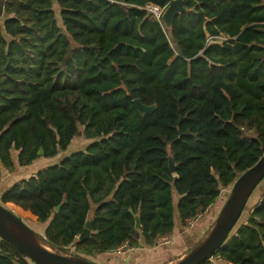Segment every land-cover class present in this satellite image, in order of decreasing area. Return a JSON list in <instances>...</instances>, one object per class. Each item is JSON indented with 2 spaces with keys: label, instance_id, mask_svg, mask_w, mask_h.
<instances>
[{
  "label": "trees",
  "instance_id": "trees-1",
  "mask_svg": "<svg viewBox=\"0 0 264 264\" xmlns=\"http://www.w3.org/2000/svg\"><path fill=\"white\" fill-rule=\"evenodd\" d=\"M172 1L4 0L0 182L92 141L0 195L22 220L47 223L59 254L153 247L177 217L186 228L224 192L225 204L264 156V0H184L169 30ZM136 99L156 111L141 115ZM216 257L264 264V198L203 264ZM0 264L35 263L0 239Z\"/></svg>",
  "mask_w": 264,
  "mask_h": 264
},
{
  "label": "water",
  "instance_id": "water-1",
  "mask_svg": "<svg viewBox=\"0 0 264 264\" xmlns=\"http://www.w3.org/2000/svg\"><path fill=\"white\" fill-rule=\"evenodd\" d=\"M4 0H0V19L4 13ZM187 12L184 0H173L163 13L162 20L167 29H172L175 20ZM207 38H210L207 33ZM134 106L141 115L156 111V106H145L140 99ZM43 156V150L39 153ZM169 169L175 174L174 158L168 157ZM264 180V156L233 184L230 195L223 205L211 229L189 252L171 264H203L214 259L216 253L228 240L240 220L246 206L259 184ZM61 206L56 208V212ZM136 228L140 229V216H136ZM92 221L89 220L79 236L80 242L90 238ZM0 239L14 247L16 252L35 264H96L82 257L65 256L57 252V246L44 235L34 231L26 221L0 203Z\"/></svg>",
  "mask_w": 264,
  "mask_h": 264
},
{
  "label": "crops",
  "instance_id": "crops-1",
  "mask_svg": "<svg viewBox=\"0 0 264 264\" xmlns=\"http://www.w3.org/2000/svg\"><path fill=\"white\" fill-rule=\"evenodd\" d=\"M40 160L41 159L37 160L34 164H36ZM38 169V166L35 168H18L13 174L6 173V175L0 182V195L6 192L13 184L33 176L34 173H37ZM224 193L216 201V204L219 202L218 207H216L217 211H214L211 216L210 214H208V212H211L215 205H213L205 214H202L198 223L190 229H186L185 227H183L177 217L176 227L173 234L170 235L169 244L159 247L141 245L139 248H135L134 251L127 253L126 260H128L130 264H171L172 262H175L176 260L182 258L187 252L190 251V249H192L193 245L197 244L201 239L205 237V235L213 226L224 205V199L226 198ZM261 200L262 199L258 200V205L260 204ZM254 209L255 206L250 209L249 216L252 214ZM246 218L247 219L244 220V223L249 220V217ZM124 257L125 256L120 258L123 259ZM215 260L218 264H230L224 260H217L216 258ZM97 263L102 264L101 262Z\"/></svg>",
  "mask_w": 264,
  "mask_h": 264
},
{
  "label": "rangeland",
  "instance_id": "rangeland-1",
  "mask_svg": "<svg viewBox=\"0 0 264 264\" xmlns=\"http://www.w3.org/2000/svg\"><path fill=\"white\" fill-rule=\"evenodd\" d=\"M3 19L4 18L2 16V18L0 19V25H1ZM91 143H92V141H88V140H86L84 138L76 139L73 142V144L69 147V149L67 151L62 152L56 158H42L40 161H38L36 164H34L33 167L35 168V167L38 166L39 167L38 170H40V169H46V168H49V167L54 166L56 164H59V162H61V160H63L65 157H68V156H70L71 154H73V153H75L77 151L85 150V148ZM227 195H230V192H228ZM263 198H264V180L259 184V186L253 192V194H252V196H251V198H250V200H249V202H248V204L246 206L245 211L243 212L240 220L238 221V223H237V225L235 227V230H237L241 225L244 224L243 221L247 219L246 217H250L251 216V215L249 216L250 209L253 206H255V208H256L258 206V200L259 199H263ZM175 201L177 202V198L176 197H175ZM218 203L214 204L215 207L213 208V210L211 212L210 211L208 212V214H210V216L214 213V211H217L216 207H218ZM27 224L34 231L38 232L39 234L44 235V231H45V229L47 227V223L46 224H33V223H30V222H27ZM194 246L195 245H193V247ZM74 252H75V249L74 248H70V255H65V256H72V254ZM62 255H64V254H62ZM98 255H103V256H98ZM126 255H127V253L125 255H122V256L121 255L117 256V255H114L113 253H109L108 255L95 254L93 256H88V257L86 256L84 258L89 260V261H91V262H94L96 264H99L97 262H101L102 264H130L128 262V260H126L127 259ZM123 256H125L123 259L120 258V257H123Z\"/></svg>",
  "mask_w": 264,
  "mask_h": 264
},
{
  "label": "built area",
  "instance_id": "built-area-1",
  "mask_svg": "<svg viewBox=\"0 0 264 264\" xmlns=\"http://www.w3.org/2000/svg\"><path fill=\"white\" fill-rule=\"evenodd\" d=\"M148 10L151 11L152 13H154L158 18L163 13L162 10H160L157 7H153V6H149L148 7ZM201 216L202 215H200L197 218H194V219L189 220L187 222L186 228L187 229L193 228L198 223V221L200 220ZM169 243H170V236H167V237H164V238L159 239L155 243V246H158V247L159 246H165V245H167ZM134 250H135V248L131 247L128 243H125L124 245H122L119 248L115 249L112 253L114 255H117V256H120V255L122 256V255H125L126 253L132 252ZM216 259L217 260H222L220 257H216Z\"/></svg>",
  "mask_w": 264,
  "mask_h": 264
}]
</instances>
